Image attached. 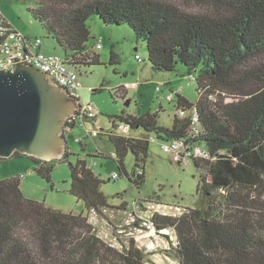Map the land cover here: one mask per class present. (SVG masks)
<instances>
[{
    "label": "trees",
    "instance_id": "1",
    "mask_svg": "<svg viewBox=\"0 0 264 264\" xmlns=\"http://www.w3.org/2000/svg\"><path fill=\"white\" fill-rule=\"evenodd\" d=\"M30 11L79 75L82 67L101 63L95 52V47L102 48L99 43L88 48L92 16L109 25L131 27L136 40L146 43L155 70L178 72L182 65L192 79L197 73V102L171 87L177 110L188 114L181 117L179 111L170 126L160 125L158 115L150 112L112 117L114 130L109 136L120 169L116 179L123 174L140 188L145 182L140 164L150 148L148 137L118 133L119 124L141 127L161 141L205 148L207 157H193L203 170L197 187L203 204L177 216L156 214L149 224L158 232L175 231L180 264H264V0H36ZM42 44L43 40L41 51ZM110 61L120 63L113 48ZM130 152L135 167L140 166L132 175L125 166ZM98 155L108 157L94 156ZM12 157L32 160L35 172L54 188L52 173L58 159L46 161L18 151ZM68 163L69 193L88 211L103 214L111 208L95 165L83 158ZM163 236L172 239L170 234ZM0 264H152V260L135 239L121 250L97 234L87 215L66 213L26 196L21 177L13 176L0 178Z\"/></svg>",
    "mask_w": 264,
    "mask_h": 264
},
{
    "label": "rangeland",
    "instance_id": "2",
    "mask_svg": "<svg viewBox=\"0 0 264 264\" xmlns=\"http://www.w3.org/2000/svg\"><path fill=\"white\" fill-rule=\"evenodd\" d=\"M0 2L14 27L25 34L42 38L44 52L60 56L64 54L57 41L32 15L30 8H36V0ZM88 25L91 30L88 48H94L96 43L102 45L101 49L95 47L101 63L80 69V80L84 87L82 98L94 106L95 115L80 119L79 125L67 137L68 148L65 152L70 153L68 158L53 159H58L52 173L54 188L35 172L36 164L26 157L3 160L0 163V178L20 176L21 188L26 196L45 201L48 206L66 213L87 215L97 234L121 250L133 238L148 254L152 264H180L175 231L168 228L158 232L149 221L156 214L177 216L190 207L200 205L204 196L198 193L197 187L203 170L195 166L192 156L176 157L163 152L161 140L154 133L123 124L116 129L118 133L135 138L148 137L150 141L148 157L140 164L145 168V182L138 188L123 174L114 178L120 169L114 158L115 149L109 132L114 130L112 117L122 113L141 116L150 112L158 115L160 125L170 126L175 114L180 111L179 116L182 117L186 113L177 110V97L171 93V87L174 91L181 90L180 94L189 101L197 102L200 97L195 80L197 73H193L195 79H192L182 65H179L178 72L155 70L146 43L137 41L133 29L128 25H109L99 16L90 17ZM112 48L119 55V64L110 61ZM137 54L142 57L141 60L136 58ZM90 87L92 91L88 90ZM171 95L173 97L169 98ZM77 113L75 111L74 115ZM193 126L195 130L199 128L197 123ZM91 131H97L99 135L92 136ZM78 137L82 139L81 142L76 141ZM200 151L202 149L198 147L193 150L197 159L204 156ZM97 153L108 157L94 156ZM78 158L86 159L89 164L96 162L93 170L105 181L101 189L109 196L112 207H106L103 214L88 211L84 202L68 191L71 186L68 162H75ZM135 164V156L130 152L125 166L131 175L134 169H140ZM136 222L139 226L134 225ZM164 233L171 235V241L164 238Z\"/></svg>",
    "mask_w": 264,
    "mask_h": 264
},
{
    "label": "water",
    "instance_id": "3",
    "mask_svg": "<svg viewBox=\"0 0 264 264\" xmlns=\"http://www.w3.org/2000/svg\"><path fill=\"white\" fill-rule=\"evenodd\" d=\"M78 108L77 98L32 65L1 71L0 158L17 151L46 161L62 158L65 121Z\"/></svg>",
    "mask_w": 264,
    "mask_h": 264
},
{
    "label": "built area",
    "instance_id": "4",
    "mask_svg": "<svg viewBox=\"0 0 264 264\" xmlns=\"http://www.w3.org/2000/svg\"><path fill=\"white\" fill-rule=\"evenodd\" d=\"M41 43V38H33L15 30L3 14L0 4V72L14 70L19 64L32 65L48 73L53 82L65 87L73 97L77 98L79 100V111L76 110V112L78 113L68 116L65 121L64 136L68 140L67 137L74 129L75 124L79 123L80 119L95 115V109L92 104H85L82 101L81 89L83 84L80 80L79 73L69 67L62 56L41 51ZM101 47L102 45L99 43L98 48ZM136 58L139 60L142 59L138 54ZM172 97L173 95L169 96V98ZM91 135L97 136L99 133L93 131ZM76 141L80 142L81 139L78 137ZM197 147L202 149L200 153L204 155L203 157H207V151L201 146L191 147L177 140L161 141L162 151L173 154L176 157L192 156L193 158L195 157L193 150ZM95 164L96 162L91 165L94 166ZM117 176L118 174L116 173L114 177L116 178Z\"/></svg>",
    "mask_w": 264,
    "mask_h": 264
},
{
    "label": "crops",
    "instance_id": "5",
    "mask_svg": "<svg viewBox=\"0 0 264 264\" xmlns=\"http://www.w3.org/2000/svg\"><path fill=\"white\" fill-rule=\"evenodd\" d=\"M0 4H1V2H0ZM1 9H2V5H1ZM2 12H3V9H2ZM3 14L5 15V17L7 18V20L11 23V21L8 19V17L6 16V14L3 12ZM12 24V23H11ZM12 26H13V24H12ZM14 27V26H13ZM15 28V30H17V31H19V32H21L22 34H25V33H23L22 31H20L19 29H17L16 27H14ZM25 35H27V36H30V37H33V38H35V37H38V36H35V35H32V34H25ZM43 45V44H42ZM42 51H44L43 50V46H42ZM92 88L90 87L88 90H90V91H92L91 90ZM97 91V90H96ZM83 92V93H82ZM82 94H83V97H84V87H82V89H81V96H82ZM82 101L85 103V104H91L90 102H85L84 100H83V98H82ZM80 123V122H79ZM79 123H77V124H75V126H74V128L75 127H77L78 125H79ZM120 125L121 124H119V127H120ZM126 127H128V126H126ZM93 131H91V133H92ZM121 134V133H120ZM80 138V137H79ZM82 140V139H81ZM81 142V141H80ZM96 165V164H95Z\"/></svg>",
    "mask_w": 264,
    "mask_h": 264
},
{
    "label": "flooded vegetation",
    "instance_id": "6",
    "mask_svg": "<svg viewBox=\"0 0 264 264\" xmlns=\"http://www.w3.org/2000/svg\"><path fill=\"white\" fill-rule=\"evenodd\" d=\"M66 148H68V144H67Z\"/></svg>",
    "mask_w": 264,
    "mask_h": 264
}]
</instances>
